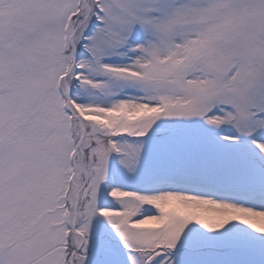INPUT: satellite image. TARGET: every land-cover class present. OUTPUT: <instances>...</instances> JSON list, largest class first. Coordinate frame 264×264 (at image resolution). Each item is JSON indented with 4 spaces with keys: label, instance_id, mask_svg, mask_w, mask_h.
<instances>
[{
    "label": "snow or ice",
    "instance_id": "snow-or-ice-1",
    "mask_svg": "<svg viewBox=\"0 0 264 264\" xmlns=\"http://www.w3.org/2000/svg\"><path fill=\"white\" fill-rule=\"evenodd\" d=\"M0 264H264V0H0Z\"/></svg>",
    "mask_w": 264,
    "mask_h": 264
}]
</instances>
